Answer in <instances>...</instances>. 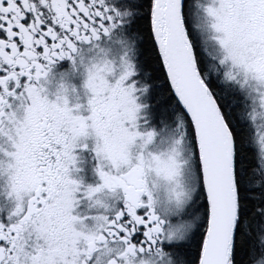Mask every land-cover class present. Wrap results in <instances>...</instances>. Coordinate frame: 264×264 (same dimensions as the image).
I'll use <instances>...</instances> for the list:
<instances>
[{
	"label": "flooded vegetation",
	"instance_id": "flooded-vegetation-1",
	"mask_svg": "<svg viewBox=\"0 0 264 264\" xmlns=\"http://www.w3.org/2000/svg\"><path fill=\"white\" fill-rule=\"evenodd\" d=\"M243 1L264 82V0ZM139 2L0 0V264L47 260L53 245L63 264H124L186 242L138 151L140 130L155 131L149 111L139 122ZM111 47L113 71L94 68Z\"/></svg>",
	"mask_w": 264,
	"mask_h": 264
},
{
	"label": "trees",
	"instance_id": "trees-1",
	"mask_svg": "<svg viewBox=\"0 0 264 264\" xmlns=\"http://www.w3.org/2000/svg\"><path fill=\"white\" fill-rule=\"evenodd\" d=\"M196 0H185L183 13L199 73L217 101L224 120L234 139V171L237 188L238 218L229 264H258L264 260V166L255 144V126L250 117V103L244 92L224 80L215 70L205 52L203 39L191 26L192 6ZM151 0H140L139 18L131 36L137 42L139 78L150 87L148 110L156 124L174 126L176 120L185 123L187 139L193 151L199 178L193 211L201 212L202 223L208 215L206 196L202 185L197 142L193 125L173 95L162 61L154 43L151 23ZM215 69V68H214ZM217 72V73H216ZM156 130H160L154 125ZM203 205V206H202ZM197 237V236H196ZM175 246L170 252L181 264H198L200 243Z\"/></svg>",
	"mask_w": 264,
	"mask_h": 264
},
{
	"label": "rangeland",
	"instance_id": "rangeland-1",
	"mask_svg": "<svg viewBox=\"0 0 264 264\" xmlns=\"http://www.w3.org/2000/svg\"><path fill=\"white\" fill-rule=\"evenodd\" d=\"M232 0H196L192 8V25L195 31L203 39L208 54L215 61V69L224 75V80L245 91L250 102L251 115L255 126V144L260 152L261 163L264 166V87L262 79L253 77L251 79V62L254 53L247 42L246 23L249 15L253 12H246L244 2L233 3ZM250 13V14H249ZM120 50L111 47L99 57L95 63L96 69L110 70L114 64V59L119 58ZM102 60V61H101ZM215 72L214 67L212 66ZM113 68L109 71L112 72ZM217 73V72H216ZM95 77L92 71L86 73V83L91 84ZM146 88V87H144ZM147 88L141 93V103L139 112L143 116L147 109ZM140 102V101H139ZM131 104L127 102L124 109ZM148 114L145 116L147 122ZM171 132L166 131L145 133L142 129L139 132L141 142L138 146L140 157L146 163H150L151 176L155 182L161 186L160 193L165 197V203L170 208L184 207L192 203L194 195L198 189V176L195 171L194 158L190 145L186 137V127L182 120H177L174 127H170ZM153 141V149L149 148V142ZM150 150V151H149ZM154 153V154H153ZM141 164V163H140ZM183 199V200H182ZM182 200V201H180ZM191 207V205L189 204ZM199 217H202L200 215ZM73 223L72 228L79 226L77 221L84 219V216L68 217ZM195 222H200L197 220ZM59 221L60 228L63 229L62 237L65 240L67 229ZM65 227V228H64ZM189 238L186 234L183 239ZM67 239L70 238L67 236ZM66 241V240H65ZM64 243H60L63 245ZM37 249V248H36ZM43 256L49 259L35 264H63L64 254L56 252V246L45 248ZM60 256L62 262H58L54 257ZM124 264H175L166 254L158 256L141 257ZM258 264H264V260Z\"/></svg>",
	"mask_w": 264,
	"mask_h": 264
},
{
	"label": "water",
	"instance_id": "water-1",
	"mask_svg": "<svg viewBox=\"0 0 264 264\" xmlns=\"http://www.w3.org/2000/svg\"><path fill=\"white\" fill-rule=\"evenodd\" d=\"M184 0H152V34L175 96L193 121L209 204L199 264H228L237 219L234 140L200 78L183 21Z\"/></svg>",
	"mask_w": 264,
	"mask_h": 264
}]
</instances>
